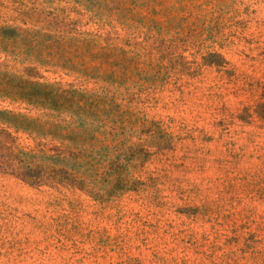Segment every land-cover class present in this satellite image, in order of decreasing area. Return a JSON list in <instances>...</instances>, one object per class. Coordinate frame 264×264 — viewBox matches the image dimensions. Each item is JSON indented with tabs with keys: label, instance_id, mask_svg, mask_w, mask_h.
Segmentation results:
<instances>
[{
	"label": "rangeland",
	"instance_id": "1",
	"mask_svg": "<svg viewBox=\"0 0 264 264\" xmlns=\"http://www.w3.org/2000/svg\"><path fill=\"white\" fill-rule=\"evenodd\" d=\"M0 264H264V0H0Z\"/></svg>",
	"mask_w": 264,
	"mask_h": 264
},
{
	"label": "trees",
	"instance_id": "2",
	"mask_svg": "<svg viewBox=\"0 0 264 264\" xmlns=\"http://www.w3.org/2000/svg\"><path fill=\"white\" fill-rule=\"evenodd\" d=\"M26 170L27 169H25V167L16 168V172H17L16 177L20 178L21 180H23V181H25V182H27L29 184H32V183H30V181H28V180H30L29 177H28L30 175L25 173Z\"/></svg>",
	"mask_w": 264,
	"mask_h": 264
}]
</instances>
